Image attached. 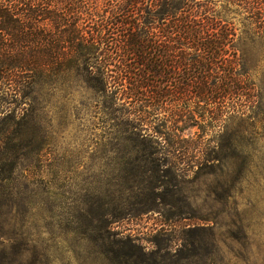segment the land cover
<instances>
[{
  "label": "trees",
  "instance_id": "1",
  "mask_svg": "<svg viewBox=\"0 0 264 264\" xmlns=\"http://www.w3.org/2000/svg\"><path fill=\"white\" fill-rule=\"evenodd\" d=\"M262 41L264 0H0V104L16 133L9 144L21 150L13 163L37 154V124L27 120L37 93L75 78L116 140L131 147L119 173L130 181L123 188L129 194L119 202L134 198L131 212L120 215L115 198L104 200L84 234L107 264H162L168 247L155 241L149 252L111 226L127 214L176 206L170 187L189 176L183 165L200 177L243 158L236 138L220 145L214 134H227L232 120L259 107L251 70L260 60L251 63L248 49ZM195 128L199 139L186 135ZM15 170L8 192H0V210L17 203ZM195 249L185 245L179 255L191 260Z\"/></svg>",
  "mask_w": 264,
  "mask_h": 264
},
{
  "label": "rangeland",
  "instance_id": "2",
  "mask_svg": "<svg viewBox=\"0 0 264 264\" xmlns=\"http://www.w3.org/2000/svg\"><path fill=\"white\" fill-rule=\"evenodd\" d=\"M248 56L253 64L260 60L251 70L259 107L245 120H232L227 134H214L220 145L236 138L243 158L200 177L192 164L183 165L189 176L170 187L176 206L161 204L153 211L127 214L111 226L149 252L156 249L155 241L168 247L162 264H264V41L250 44ZM43 88L33 117L27 119L37 124V154L21 157L18 166L13 157L21 150L9 144L16 133L9 130L7 107L0 104V192H8V177L16 168L12 187L17 202L12 210H0V263L107 264L84 229L89 216L103 210L104 200L115 198L119 215L131 212L134 198L119 202L129 194L123 188L130 181L119 173L131 147L116 140L100 105L75 78ZM201 133L195 128L186 135L199 139ZM182 209L186 214L168 217ZM185 245L196 246L197 256L187 260L179 255Z\"/></svg>",
  "mask_w": 264,
  "mask_h": 264
}]
</instances>
